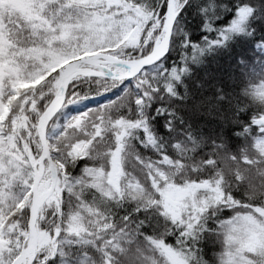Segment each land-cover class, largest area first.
Returning <instances> with one entry per match:
<instances>
[{
    "label": "snow or ice",
    "instance_id": "snow-or-ice-1",
    "mask_svg": "<svg viewBox=\"0 0 264 264\" xmlns=\"http://www.w3.org/2000/svg\"><path fill=\"white\" fill-rule=\"evenodd\" d=\"M255 12L241 0H0V264H264V77L240 83L232 147L168 144L152 124L174 127L158 101L187 68H166L170 53L251 36ZM189 15L215 38L190 45Z\"/></svg>",
    "mask_w": 264,
    "mask_h": 264
},
{
    "label": "trees",
    "instance_id": "trees-1",
    "mask_svg": "<svg viewBox=\"0 0 264 264\" xmlns=\"http://www.w3.org/2000/svg\"><path fill=\"white\" fill-rule=\"evenodd\" d=\"M230 6L233 0H224ZM252 4L256 12L249 24V30L256 31L251 36L241 35L230 40L225 46L206 49L197 54L189 47L174 49L164 62L168 69L183 66L187 72L175 85L176 96L163 94L158 105L175 113L174 127L171 133L164 128L165 117L155 115L153 127L165 143L183 141L191 136L196 141L224 138L232 147V140L239 127L231 120L238 112L245 98L241 95V81H256L264 77V0H241ZM232 18V12H225L223 19L216 22L222 26ZM202 23V21H200ZM189 44L203 45L205 39H214V32H206L198 26L197 17L189 15L184 24ZM243 61L244 63H241ZM248 112H239L238 118L246 120ZM230 138V139H229Z\"/></svg>",
    "mask_w": 264,
    "mask_h": 264
}]
</instances>
